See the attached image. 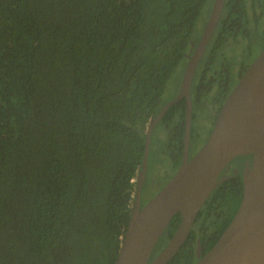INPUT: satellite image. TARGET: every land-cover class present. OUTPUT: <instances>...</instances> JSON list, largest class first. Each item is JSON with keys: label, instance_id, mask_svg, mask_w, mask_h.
<instances>
[{"label": "trees", "instance_id": "1", "mask_svg": "<svg viewBox=\"0 0 264 264\" xmlns=\"http://www.w3.org/2000/svg\"><path fill=\"white\" fill-rule=\"evenodd\" d=\"M213 2L0 0V264H114L148 125ZM247 20L246 0H226L201 62L195 107L214 89L212 99L223 101L236 84L226 47L238 36L251 44L256 30ZM185 109L184 99L161 119L178 165ZM224 173L167 264H195L198 244L204 255L235 216L242 169ZM182 217L174 215L159 247Z\"/></svg>", "mask_w": 264, "mask_h": 264}, {"label": "water", "instance_id": "2", "mask_svg": "<svg viewBox=\"0 0 264 264\" xmlns=\"http://www.w3.org/2000/svg\"><path fill=\"white\" fill-rule=\"evenodd\" d=\"M225 0H215L199 43L188 54L179 94L152 117L147 129L144 161L137 180L131 217L114 264H167L187 239L195 218L223 171L240 156L246 159L243 198L217 242L204 254L200 243L195 264H264V48L225 99L209 137L189 156L193 99L191 87L198 63L218 24ZM187 98L183 160L159 192L141 206L154 128L179 99ZM239 168H235L238 171ZM177 212L183 214L174 235L154 250Z\"/></svg>", "mask_w": 264, "mask_h": 264}, {"label": "rangeland", "instance_id": "3", "mask_svg": "<svg viewBox=\"0 0 264 264\" xmlns=\"http://www.w3.org/2000/svg\"><path fill=\"white\" fill-rule=\"evenodd\" d=\"M205 14L206 11L204 15ZM261 26L262 25L260 22L256 24L257 32L255 33V37L251 40V44L248 45V37L244 38L237 52H235V50H232L236 48V45L229 44L230 46L227 48V51L235 53L233 59V67L236 66L240 67L242 64L249 65L263 50L264 29H262ZM239 54H244V55L238 56ZM186 62L187 60L184 59V61L180 64V66L176 70V73L170 80L164 96L165 101L171 100L178 94L181 86L182 77L186 68ZM233 83L234 84L237 83V79H234ZM210 99L211 96H209L208 101ZM208 101L206 99V103H209ZM212 123H213L212 117L210 115L205 116V113L202 112L199 113V115L195 119L193 126L194 128L193 133L191 134V143H190V152H189L190 157L193 156L206 142L213 128ZM158 135H160L161 137ZM199 136H200V145L197 148H194L193 144L197 139H199L198 138ZM169 148H170L169 142L166 137V128L164 127L163 123H159L156 129L153 131L151 138V146H150V154H149V171L146 182L147 188L145 191L146 201L154 197L159 192V190L163 186H165V184L171 179V177L176 172L175 167H173L172 165L173 164L172 159L168 155ZM157 164L159 165L157 166ZM159 243L160 240L157 243L154 253H156L160 249Z\"/></svg>", "mask_w": 264, "mask_h": 264}, {"label": "flooded vegetation", "instance_id": "4", "mask_svg": "<svg viewBox=\"0 0 264 264\" xmlns=\"http://www.w3.org/2000/svg\"><path fill=\"white\" fill-rule=\"evenodd\" d=\"M215 1V0H214ZM213 4H214V2H213ZM213 4H212V7H213ZM225 4H226V0H225ZM246 5H247V23H246V25L248 26V28H253V30L255 31L256 30V24L258 23V22H260L261 23V28L262 29H264V0H246ZM212 7H211V11H212ZM224 8H225V5H224ZM211 11H210V14H211ZM223 11H224V9H223ZM223 11H222V14H223ZM210 14H209V16H208V18H207V20H206V23H207V21H208V19H209V17H210ZM222 14H221V17H222ZM221 17H220V19H219V21H218V24H217V26L219 25V23H220V20H221ZM206 25V24H205ZM217 26H216V28H217ZM205 27V26H204ZM216 28H215V30H216ZM215 30H214V32H215ZM203 31H204V28H203ZM203 31H202V34H203ZM214 32H213V34H214ZM257 32V31H256ZM255 32V33H256ZM202 34H201V37H202ZM213 34H212V36H213ZM201 37H200V39H201ZM212 38V37H211ZM211 38H210V40H211ZM245 37H241V36H238V37H236L234 40L233 39H230V41L228 42V46L226 47V48H228L230 45L229 44H235L236 45V48L235 49H232V50H235V52H237V50H238V48H239V46H240V44L242 43V41H243V39H244ZM200 39H199V41H200ZM210 40H209V42H208V45H209V43H210ZM199 41H198V43H199ZM197 43V44H198ZM196 44V45H197ZM196 45H195V47H196ZM208 45H207V47H208ZM195 47H194V49H195ZM225 48V47H224ZM193 49V50H194ZM193 50L191 51V52H193ZM207 51V48H206V50H205V52ZM205 52H204V54H205ZM204 54L202 55V57H201V59H200V61H199V63H198V66H197V68H196V72H195V74H194V78H193V82H192V87H191V95L193 94V90H194V92H195V89H194V87L196 88V82H197V80H198V78L200 79L201 77H200V71H201V69H200V67H201V62H202V59H203V57H204ZM228 55L229 56H231V58H232V60L234 59V56H235V53H233V52H228ZM239 56V55H238ZM187 62H188V59H187ZM187 62H186V65H187ZM252 63V62H251ZM250 63V64H251ZM249 64V65H250ZM248 65V66H249ZM248 66H244V67H242V68H244V70L246 71V69H247V67ZM232 68H233V70H234V79H237V82L239 81V79L242 77V75L244 74H240V73H242L243 71H242V69H241V66L240 67H238V66H236V67H233V63H232ZM242 71V72H241ZM244 71V72H245ZM183 78V77H182ZM235 86V85H234ZM233 86V87H234ZM233 89V88H232ZM231 89V90H232ZM180 91V90H179ZM213 92H215V89L212 91V93H211V99L208 101L209 103H206V101H204V102H201L200 104H199V106H197V107H195L194 106V101H193V113L195 112L196 114L195 115H193L192 116V129H193V126H194V121H195V119L197 118V116L199 115V113H205V116H208V115H210L211 117H212V121H213V123H212V125L214 126V124H215V121H216V118H217V116H218V113H219V111H220V109H221V107H222V105H223V103H224V101H225V99L227 98H225L223 101L222 100H220V101H216L215 99H212V94H213ZM230 93V92H229ZM178 94H179V92H178ZM177 94V95H178ZM176 95V96H177ZM175 96V97H176ZM228 96V95H227ZM174 97V98H175ZM174 98H172V99H174ZM171 99V100H172ZM186 100V109H185V126H186V112H187V98L186 97H183V98H181V99H179V101H182V100ZM192 99H193V97H192ZM171 100H169V101H171ZM169 101H166L165 102V104H164V106L169 102ZM179 101H177L176 103H178ZM208 104V105H207ZM213 107H214V109H213ZM163 108V107H162ZM161 108V109H162ZM162 119V118H161ZM161 119L158 121V123L156 124V126H155V128H154V130L156 129V127H157V125L159 124V123H163L162 121H161ZM176 119H178V117L177 118H175L174 120H173V123L172 124H174L175 122H176ZM164 124V127L166 128V137L169 135V131H170V128L168 127V126H166V124L165 123H163ZM163 127V126H162ZM192 134V133H191ZM158 136H160V135H158ZM161 137V136H160ZM199 139H197L195 142H194V144H193V147L194 148H197L199 145H200V136L198 137ZM190 143H191V140H190ZM171 150H170V148H169V151H168V155L170 156V158L172 159V165H173V167H175V171H177V169L179 168V166H180V164L178 165V164H176L175 162H174V160H173V158H172V156H171V152H170ZM246 159H250V160H252V157H247V156H240V157H237V159L236 160H234L233 162H232V168H239V166H240V169H243V167H244V163H245V161H246ZM182 160H183V157H182V159H181V162H182ZM159 164H157V166H158ZM232 168H230V169H232ZM148 171H149V162H148V169H147V173H146V176H145V180H144V182H143V187H142V199H141V206L142 205H144L147 201H146V196H145V191H146V188H147V185H146V182H147V176H148ZM138 178H139V175H138V177H137V179L136 180H138ZM137 185H138V183H137ZM136 191H137V186H136ZM134 203H135V199H134V202H133V205H134ZM161 248V247H160Z\"/></svg>", "mask_w": 264, "mask_h": 264}]
</instances>
